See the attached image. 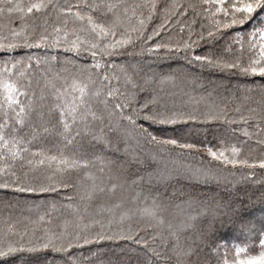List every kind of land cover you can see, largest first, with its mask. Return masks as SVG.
I'll return each instance as SVG.
<instances>
[{"label": "trees", "instance_id": "16d2710c", "mask_svg": "<svg viewBox=\"0 0 264 264\" xmlns=\"http://www.w3.org/2000/svg\"><path fill=\"white\" fill-rule=\"evenodd\" d=\"M32 2L36 0L0 2V7L4 9L0 13V44L5 45L0 48V82L23 86V90L32 97L33 104L36 105L51 100V93L54 91L51 85L54 84L57 88L65 85L63 77L69 73H76L81 67L89 69L94 61L88 52L81 51L77 54L66 51L63 32L60 33V44L53 46L52 37L56 35L53 33V27H64L63 14L58 16L49 8L50 15L45 13L25 16L21 20V13L16 11L10 13L7 10L17 3L26 5ZM99 2L100 0H53V3L60 6ZM104 2L117 5L113 11L119 15L122 24L117 30V38L120 32H124L125 35L132 36L133 40L132 43L116 49L111 56L98 54L96 60L100 62L101 67L92 71L93 79H96L97 84L100 83L97 73L100 76L106 74L115 77L110 82H103L107 87L117 90L114 102L123 99L120 93L127 95L129 91L136 92L135 101L131 107L123 110L124 115L132 114L133 108L140 109V106L154 95L159 97V102L167 103L169 107L175 104V110L190 112L196 109L198 116L196 120H184L172 125L149 126V122L137 119V123L148 128L158 140L176 139L178 145L195 144L196 147L193 149H182L178 145L161 147L146 141L136 146L134 141H130L134 147L126 153L118 136L109 133L113 143L109 146L97 144L94 149H90L88 159L91 164L87 169L64 175L56 173L52 176L53 181L63 178L72 187L46 193L16 192L14 185L0 188V244L18 242L20 240L18 233L25 228L29 233L35 229L37 236H42L45 228L57 234L64 231L74 236L80 231L81 235L91 236L101 231L94 221L99 220L108 228V221L112 220L110 233L129 226L143 228L140 235L148 242L147 246L135 245L124 240H103L70 249L69 253L74 258H79V264H108L109 261L117 259L121 260L122 264H134L138 259H144L143 251H146L147 247L157 248L160 244L158 236L154 244L149 239L150 235L156 236L157 232H161L168 236L169 223L177 225L183 221L199 225L208 222L212 223L208 234L210 247L201 245L200 251V258L205 264H223L225 259L231 262L235 258L236 247L245 249V252L241 253V259L258 255L261 251L259 240L264 238V169L259 168L258 164L254 168L239 163L235 166L225 164L210 156L208 149L211 148L217 153L222 151L231 159L232 149L238 148L236 158L247 159L249 163L254 159L264 158V144L260 143L264 140V120L249 118L247 124L240 120L241 116L252 117L250 109H255L257 116L261 114V101L264 99V90L261 86L264 85V77L258 74L243 75L238 69L201 67L199 62L188 63L183 57L185 51L193 55L212 54L226 60L239 57L244 65L251 59H259L261 38L259 35L252 38L249 33L264 24L262 19L264 12L257 10L253 14V19L245 25L217 29L216 21L223 23L228 19L223 12L217 11V8L227 7L232 0H224L223 5L204 3V0H104ZM146 3L154 4L155 7L153 9L144 7ZM81 11L87 10L82 8ZM89 14L98 20L113 18L112 12L104 17H101L99 12ZM139 20H145L142 33L131 31L140 27ZM80 27L79 21L69 18L66 26L69 41L74 40L76 35L81 37L86 35L78 31ZM154 31L158 35H153ZM209 31L214 33L212 38L207 35ZM13 32L19 35H13ZM237 33L241 34L243 47L236 42ZM41 34L49 37L43 42V46H26V43L35 44L39 41ZM149 35L153 36L152 40L147 39ZM201 36L204 39H201ZM184 42H188L192 47L188 50L181 48L179 53H175V46ZM155 43L168 44L171 51L163 47L147 51ZM8 44L14 47L9 49L6 47ZM6 65L11 71H4ZM104 65L112 67L105 68ZM125 72L132 75L137 85H143L144 91H140L139 88L132 89L130 84H126ZM145 80L149 83L145 84ZM20 100L25 105L29 103L24 96H21ZM4 104L3 88H0V105ZM209 104L217 106L215 109L217 111L223 108L226 113L225 119H205L202 114ZM237 108L239 111H236ZM5 111L10 118L11 127L15 119L11 109L0 107V122L4 120ZM117 119L118 116L113 117L114 121ZM230 120L234 122L230 123ZM107 122L106 119L105 123ZM30 123L35 126V114ZM121 125H127V122L121 121ZM128 127L131 129L130 125ZM245 130L248 136L244 135ZM16 134L26 140L30 138L32 130L29 122L24 126H17ZM133 135H136L135 131ZM28 148V152L21 153L26 159H32L31 153L36 151H42L46 155H58L61 150L66 156L72 154L71 150L62 148L59 137L54 133L40 132ZM93 155L101 157L103 162L93 159ZM3 164H10L12 167L6 169V173L15 172L20 180H24L23 172L28 171V180L33 184L51 183L47 177L55 169L54 165L51 169L45 165L29 170L24 160L12 161L10 158L0 161V166ZM100 168L104 169L103 173L99 171ZM85 172H88L89 176H85ZM161 175L165 177L163 182L157 179ZM5 181L12 183L13 178L0 173V183ZM93 184L97 188L102 187L104 192H98L90 201L82 199ZM157 192L169 198V205L162 214L164 224L153 231L145 227L146 218L141 215L140 210L152 205L151 196ZM85 206L88 208L87 212L83 211ZM73 209L80 210V219H77ZM109 209L111 211H108ZM230 211H234L239 219L250 222L252 230L242 232L238 224L230 223L225 216L219 215ZM40 215H44V222L31 223L37 221ZM214 215L217 218L213 222ZM190 216H195L196 220L189 221ZM49 219L51 223H48ZM84 225L88 227L85 228ZM190 232V229H186L179 233L182 243H187L186 238ZM93 252L96 253L95 256L91 255ZM67 256V253H57L51 249L25 251L8 258V264H67ZM85 257L87 259H84ZM151 261L152 264H163L162 260H157L154 256L151 257Z\"/></svg>", "mask_w": 264, "mask_h": 264}, {"label": "snow or ice", "instance_id": "6c2138e0", "mask_svg": "<svg viewBox=\"0 0 264 264\" xmlns=\"http://www.w3.org/2000/svg\"><path fill=\"white\" fill-rule=\"evenodd\" d=\"M3 2V0H0ZM211 2L214 5H223L224 0H204V3ZM144 7L153 9L154 4L146 3ZM54 10L58 16L63 14V24L64 27L54 26L52 37L53 46L60 44V33L63 32L64 42L67 45L66 51L74 52L79 54L81 51L88 52L93 58L94 63L89 69H84L83 67L76 70V73H69L68 76L63 77L65 80V85L57 88L55 85H51L54 91L51 93V100L48 103L33 104L32 97L28 95L26 91L23 90V86H17L16 84L10 82H0V88H3L4 105L0 107H6L11 109L15 114V119L12 121V126L9 125V116L7 111L4 112V120L0 122V161H5L11 159L16 161L18 159L24 160L29 170H35L38 167H43L47 165L48 168L55 166L54 172L47 178L52 181L49 184L39 183L33 184L28 180V171L23 172L24 180H20L16 177L15 172H7L6 169H10L12 166L10 164H3L0 166V173H5L13 178L12 183L7 181L0 183V188H9L14 185V190L16 192H55L59 188H69L72 185L66 182L63 178L59 181H53L52 176L56 173L70 174L73 171L80 169H87L91 161L88 159V152L90 149H94L97 144L102 146H109L113 143L112 139L109 138V133H115L119 142L124 145V151L130 152L134 147L130 141H134L135 145L138 146L142 142L146 141L149 144H157L159 146L173 145L177 146L178 142L176 139H161L158 140L157 136L152 132L148 131V128L144 127L143 124H138L137 119L149 122L151 125H172L184 120H196L198 118L196 109L190 112L175 110V104L171 107L167 103L159 102V97L153 96L150 100L146 101L140 106V109L133 108L132 114L124 115L123 110L125 108L131 107L132 103L135 101L136 92L129 91L127 95L120 93L123 97L120 101H115L117 90L104 85V81H111L115 77H109L108 75L100 76L97 73V78L100 83L97 84L96 79H93L92 71L101 67V64L96 57L111 56L114 54L116 49L124 45L132 43L133 37L130 35H125L124 32L119 33L118 28L122 26L120 17L113 10L117 8L116 4L105 3L104 0H100L99 3H87V4H66L60 6L53 3V0H36L26 5L15 4L9 7L8 12H19L21 13L20 19L23 20L25 16L31 15H44L48 13V9ZM86 9L87 11L82 12L81 9ZM75 9V10H74ZM229 9L231 11H229ZM260 10L264 12V0H232V2L227 7H219L217 11L223 12L225 17L228 19L221 23L216 21V28L219 29L229 28L235 25H245L246 22L253 19V14ZM4 9L0 7V13ZM99 12L101 17L106 16L107 13L112 12V19L98 20L94 19V16L89 13ZM125 13H127V8H125ZM151 12L149 13L150 18ZM69 18L81 23L79 32L85 33L84 37L76 35L74 40L69 41L67 39L69 33L66 30ZM264 19V17H262ZM44 23H47V18L45 17ZM145 20H139V28H133L131 31L142 33L143 25ZM163 25H161L162 27ZM75 34V33H74ZM13 35H19V33L13 32ZM153 35H158L155 31ZM208 37L212 38L213 31L208 32ZM259 35L261 38V43L259 45L260 53L259 59H251L247 65L241 63L240 58L236 57L232 60H226L221 56H213L212 54L203 55H193L188 51H185L184 59L188 63L199 62L201 67L216 68L220 70H231L238 69L243 75L248 74H258L264 77V24L256 31L249 33V36L255 38ZM88 37H91L89 39ZM111 37V39H109ZM153 36L149 35L148 40H152ZM49 37L47 35L41 34L39 41L35 44H27V47H41L43 42L47 41ZM201 39H204L201 36ZM236 42L241 44L243 47V40L240 33L236 34ZM5 47V45L0 44V48ZM7 48L11 49L14 47L12 44H8ZM161 47L169 49L168 44L161 45L160 43H155L152 48H148L147 51H153V48L160 49ZM192 47L188 42H184L182 45L175 46V53H179L181 48L188 50ZM255 47V45H251ZM31 59V58H30ZM55 59V57H52ZM39 63V61H37ZM71 64L72 61H69ZM15 65H13L14 67ZM105 68L112 67L111 65H104ZM4 71H11L10 68L5 66ZM64 71L67 72V69ZM124 72V69L121 68ZM78 73V74H77ZM51 84V81H49ZM125 83L130 84L132 89L139 88L140 91H144L143 85H137L132 79V75L125 72ZM149 83L145 80V84ZM264 90V85L261 86ZM107 89V90H105ZM24 96L28 99L29 103L27 105L23 104L20 97ZM43 101V97H41ZM262 108L261 114L256 115L255 109H250L253 114L252 117L241 116L240 120L247 124L249 118H254L258 120H264V99L261 101ZM217 106L209 104L206 111L202 114L207 120L214 119H225L226 113L223 108L218 111L215 110ZM17 108L19 111H17ZM236 111H239L237 108ZM33 114H35L36 123L33 126L30 122L33 119ZM114 116H118L119 119L113 120ZM107 119V123L105 120ZM121 121H126L127 125L122 126ZM26 122H29V127L32 130V136L27 140L23 137L17 136V126H24ZM230 123L234 121H229ZM131 126V129L128 126ZM259 127V125H257ZM39 130V131H38ZM135 131L136 135H133ZM40 132L45 134L54 133L59 137L62 148L71 150V155H64L63 151H59L58 155H46L42 151L32 152V159H26L21 156V153L28 152V145L35 139H37ZM244 135L248 136V132L245 130ZM260 143L264 144V140ZM178 147L182 149H193L196 147L195 144H179ZM239 152L238 148L232 149V158L229 159L221 151L219 153L212 151L211 148L208 149V154L217 160H221L225 164H243L249 168H254L259 166V168L264 169V158L258 160H253L251 163L247 159L238 160L236 154ZM134 158V153H133ZM93 159L101 160L102 158L93 155ZM24 167V164L21 165ZM101 173L104 172L103 168H100ZM85 176H89L88 172L84 173ZM251 174V173H250ZM94 179V178H93ZM157 179L161 182L165 179L163 175L158 176ZM115 188V185L112 186ZM111 191V189H109ZM103 193L104 189L97 188L93 184L86 192L82 199L92 200L97 193ZM147 198V197H146ZM71 199V197H68ZM152 205L145 207L140 210L141 215L146 218L145 227L156 231L161 225L164 224L163 213L169 205V198L164 194L157 192L155 195L151 196ZM71 207V205H68ZM54 207V205H53ZM84 212L88 211L87 206H85ZM103 211V209H101ZM108 211H111L110 209ZM76 214L77 219L81 218V212L79 209H73ZM160 213V215H158ZM225 216L230 223L238 224L242 232H250L252 226L250 222L239 219L234 211L229 213L219 214ZM217 218L216 215L212 217L214 222ZM189 221H195V216L188 217ZM44 222V215H40L37 221H31V223L36 224ZM48 223H51L49 219ZM95 224L99 225L101 231L96 232L94 235H81L80 231H77L74 236L61 231L59 234L49 231L45 228L42 236L36 235V230L33 229L29 233L28 229L25 228L24 231L18 233L20 240L18 242H8L7 244H0V264H8V258L12 257L18 252H37L42 249H51L53 252L57 253H67V264H79V258H74L70 253V249L81 248L83 245L98 243L103 240H124L130 241L135 245L144 244L147 246V241L143 239L140 233L144 230L140 226L133 228L129 226L128 228H120L118 231L109 232V228L113 223L112 220L108 221V228L105 227L101 221H94ZM85 228L88 225H84ZM168 236H164L161 232H157L156 236H149V239L155 244L157 236L160 239V244L157 248L147 247L146 251H143L144 259H138L134 264H152L151 257H156L157 260H162L163 264H205V262L200 258L201 245L205 247H210L208 244V234L212 228V223L204 222L199 225L195 223H185L181 221L177 225L169 223L167 225ZM190 229L191 232L186 238L187 243L181 242V237L179 233ZM28 237V239H25ZM171 237L172 239H169ZM35 241V242H34ZM75 241V243L73 242ZM82 241V243H81ZM261 251L258 255H250L244 259H241V253L245 252L244 248H235V258L229 262L227 259L223 261V264H264V238L259 240ZM159 249V250H157ZM151 254V256L149 255ZM95 256L96 253H91ZM84 259H87L85 257ZM108 264H122V261L117 259L114 261H109Z\"/></svg>", "mask_w": 264, "mask_h": 264}]
</instances>
